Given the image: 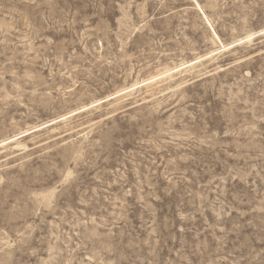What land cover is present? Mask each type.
Segmentation results:
<instances>
[{"label":"rangeland","instance_id":"374dc122","mask_svg":"<svg viewBox=\"0 0 264 264\" xmlns=\"http://www.w3.org/2000/svg\"><path fill=\"white\" fill-rule=\"evenodd\" d=\"M197 2L231 48L191 0H0V264H264V0Z\"/></svg>","mask_w":264,"mask_h":264},{"label":"bare ground","instance_id":"6f19581e","mask_svg":"<svg viewBox=\"0 0 264 264\" xmlns=\"http://www.w3.org/2000/svg\"><path fill=\"white\" fill-rule=\"evenodd\" d=\"M191 1H192V2L194 3V5L197 7L198 11L203 15V17H204V19L206 20V22H208V24H209V26H210V28H211V31H212V34H213V38H214V40H216L217 42L220 43L222 49L227 50V49L231 48L232 45H223V43L221 42L219 36L217 35V33L215 32V30H214L213 27L211 26L209 20L207 19L206 15H205V13H204V11H203V8L199 5V3L197 2V0H191ZM53 123H54V122H52L51 124H53ZM51 124H50V125H51ZM23 136H24V135H23ZM17 140H18V139H17ZM15 141H16V140H15ZM17 144H18V146L20 145L19 143H17ZM18 146H17V147H18Z\"/></svg>","mask_w":264,"mask_h":264}]
</instances>
